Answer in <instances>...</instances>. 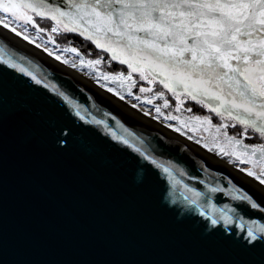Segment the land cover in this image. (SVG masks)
Here are the masks:
<instances>
[{"label":"water","instance_id":"1","mask_svg":"<svg viewBox=\"0 0 264 264\" xmlns=\"http://www.w3.org/2000/svg\"><path fill=\"white\" fill-rule=\"evenodd\" d=\"M0 49L41 81L0 62V264H264L246 234L264 193L1 31Z\"/></svg>","mask_w":264,"mask_h":264},{"label":"snow or ice","instance_id":"2","mask_svg":"<svg viewBox=\"0 0 264 264\" xmlns=\"http://www.w3.org/2000/svg\"><path fill=\"white\" fill-rule=\"evenodd\" d=\"M69 3L75 11H65L46 0H0L3 14L0 25L9 28L19 21L32 23L29 12L47 16L57 24L67 18L65 31L79 32L97 48L110 52L113 60L119 59L132 72H140L141 79L147 78L143 72L146 68L152 80L160 79L174 94L179 90L198 103L207 101L217 115L227 114L243 125L245 132L251 128L264 137V0H69ZM11 31L21 35L14 27ZM0 62L41 83L26 68L5 60L3 55ZM93 63L101 61H89ZM146 91L149 89L140 88V92ZM63 98L71 103L67 96ZM235 143L242 144L240 140ZM243 149L249 157L259 154L255 160L242 162L251 163L247 174L264 184V144L253 146L251 153L247 152L248 145H243ZM151 162L171 176L167 167L155 160ZM257 166L258 173L253 170ZM239 198L248 201L252 208H259L249 196ZM190 202L196 204L195 200ZM225 220L231 223L230 217ZM212 223L217 221L213 219ZM241 229L244 230V225ZM246 234L250 242L264 239V225L252 221L247 224Z\"/></svg>","mask_w":264,"mask_h":264},{"label":"rangeland","instance_id":"3","mask_svg":"<svg viewBox=\"0 0 264 264\" xmlns=\"http://www.w3.org/2000/svg\"><path fill=\"white\" fill-rule=\"evenodd\" d=\"M29 15L33 17L32 23L24 24L22 21H19L11 25L13 27H16L17 30H19L24 35L34 38L39 43L44 44L47 49L56 50L58 55H61L64 58H72L76 60V57H73L70 53V49L75 47H66L67 45H64L63 41L59 38L62 30H65L64 23H67L66 18L64 20V23L57 24L55 20L45 16L46 18H49L51 20V24H49L46 28L40 23L39 19L34 13L29 12ZM54 27L57 28L56 32L52 31V28ZM65 49H69V51H65ZM75 49L82 54L79 48ZM89 53H87V58L83 56V59L86 62L89 63V61H95L99 59L101 61L100 64L93 63L92 65L104 75L115 76L122 74L126 76L125 83L128 91L136 97L138 96L141 99L145 100L147 103H149L148 101H151V103L149 104H151L155 108H159L160 112L165 117L170 119H173V117H175L174 119L180 120L186 127L193 129L196 131V133L203 135H206L203 124H209L214 127V132L211 135V142H213L216 146L227 149L236 157L239 156L240 161L257 159V157L246 156L244 154L245 150L240 146V144L238 145L235 143V140H240L242 143H244L242 137L247 133L245 132L244 128H239V122H237L235 119L230 118L227 114H224L223 116L217 115L216 112H213L211 108L207 106L208 104L198 103L197 100H193L186 93L176 92L174 94L168 88H165L159 79L152 80V77L148 74L147 69L143 70L144 76L147 77L146 79H141L140 72H132L126 64H122V67L125 68L124 71H111V65L114 60L112 59L110 52L104 51L103 54L99 56L90 55ZM116 60L119 61V59ZM141 87L149 89V91L140 92ZM165 101H167V106L165 105ZM197 117H199V119H197ZM229 126L232 127L233 131H237V133L233 134L232 132H230L231 129L229 130ZM253 146L255 145H252V147ZM242 164L245 167H252V164L248 162H243ZM255 170L259 171V166H257Z\"/></svg>","mask_w":264,"mask_h":264},{"label":"bare ground","instance_id":"4","mask_svg":"<svg viewBox=\"0 0 264 264\" xmlns=\"http://www.w3.org/2000/svg\"><path fill=\"white\" fill-rule=\"evenodd\" d=\"M11 28H13L11 24L9 25V28H5L3 25H0V31L2 33L19 42L20 44L35 50L68 76L106 91L134 110L149 126L155 127L173 136L183 139L189 142L195 148L207 151L211 155L223 161L225 164L229 165L236 173L240 175L241 178L249 182L254 189L264 193V184H261L260 181L254 176H249L247 174V170L252 167H245L242 164L243 162L237 159L233 153L229 152L225 148L216 146L213 142H211V135L214 132L213 126L204 123L203 126L205 128L206 135L196 133L195 130L186 127L180 120L167 118L162 115L160 111L157 112V108L147 103L145 100L141 98L136 99V96L132 93L129 95V91L126 88L125 83L126 76L122 74L115 76L104 75L92 64L86 62L83 59V54H81L79 51H70L71 55L76 57V60L72 58H64L61 55H58L56 50L47 49L44 44L39 43L34 38L27 36L28 39H25L24 37L26 35L23 33H21L19 36L16 35L11 31ZM37 45H39V47ZM56 57H59V59ZM109 89H111V91ZM133 105H135V107ZM243 145L245 144H240L242 148ZM251 151L252 146H248L247 152L251 153ZM258 155L259 154L256 156L257 158ZM253 170L257 173L259 172L255 169Z\"/></svg>","mask_w":264,"mask_h":264},{"label":"trees","instance_id":"5","mask_svg":"<svg viewBox=\"0 0 264 264\" xmlns=\"http://www.w3.org/2000/svg\"><path fill=\"white\" fill-rule=\"evenodd\" d=\"M37 18L39 19L40 23L43 26H45L46 28L48 27L49 24H51V20L49 18L39 17V16H37ZM59 38L63 41L64 45H67L66 47L73 46L77 49L79 48V50L82 52L83 56H85L86 58H87V53H89V52H91V53H89L90 55H94V56L95 55H97V56L102 55L104 52V50L102 48H97L96 45L92 41L85 39L84 36H81L77 32H70V31H65V30L63 31L62 30ZM122 66L123 65L118 60H114L112 62V65H111V69H112L111 71H113V72L124 71L125 68H123ZM232 126H234V125H232ZM238 126L241 129L244 128V126L241 125L240 123L238 124ZM230 129H231L230 132H232L233 134L237 133V131H235V130L233 131L232 127L229 126V130ZM242 138H243V142L248 146L257 145V144H264V143H262V142H264V137H261L258 132L254 131L251 128L248 129L247 133Z\"/></svg>","mask_w":264,"mask_h":264},{"label":"flooded vegetation","instance_id":"6","mask_svg":"<svg viewBox=\"0 0 264 264\" xmlns=\"http://www.w3.org/2000/svg\"><path fill=\"white\" fill-rule=\"evenodd\" d=\"M207 102V101H206ZM208 103V102H207Z\"/></svg>","mask_w":264,"mask_h":264}]
</instances>
